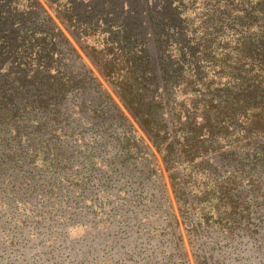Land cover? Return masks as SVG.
Wrapping results in <instances>:
<instances>
[{"label":"trees","instance_id":"16d2710c","mask_svg":"<svg viewBox=\"0 0 264 264\" xmlns=\"http://www.w3.org/2000/svg\"><path fill=\"white\" fill-rule=\"evenodd\" d=\"M0 264H264V0H0Z\"/></svg>","mask_w":264,"mask_h":264},{"label":"rangeland","instance_id":"374dc122","mask_svg":"<svg viewBox=\"0 0 264 264\" xmlns=\"http://www.w3.org/2000/svg\"><path fill=\"white\" fill-rule=\"evenodd\" d=\"M158 1H160V0H153V2H155V3H157ZM86 59V58H85ZM87 60V59H86Z\"/></svg>","mask_w":264,"mask_h":264}]
</instances>
